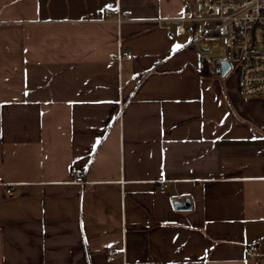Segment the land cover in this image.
<instances>
[{
    "label": "crops",
    "instance_id": "crops-1",
    "mask_svg": "<svg viewBox=\"0 0 264 264\" xmlns=\"http://www.w3.org/2000/svg\"><path fill=\"white\" fill-rule=\"evenodd\" d=\"M201 9L0 0V264H264V96L178 31Z\"/></svg>",
    "mask_w": 264,
    "mask_h": 264
},
{
    "label": "built area",
    "instance_id": "built-area-1",
    "mask_svg": "<svg viewBox=\"0 0 264 264\" xmlns=\"http://www.w3.org/2000/svg\"><path fill=\"white\" fill-rule=\"evenodd\" d=\"M206 16H193L178 20V31L185 33L188 28L185 23H191L196 33L197 24L204 23L201 35L194 39L202 49L223 48L225 56L214 60L216 71L226 62L230 72L238 71L240 92L244 97L254 98L264 96V0H200ZM130 13L120 8L106 9L102 22H112L118 25L129 21ZM161 23L162 20H157ZM169 31V29H168ZM170 33V32H169ZM117 62L131 59L132 55L111 54ZM70 175L75 183L85 184L84 174L78 168H72ZM161 190H166L169 184L161 181ZM7 194L12 196L14 188H8ZM183 197L178 196V202ZM124 255L121 249H112L107 254V260L113 261ZM259 256L258 248H252L250 257Z\"/></svg>",
    "mask_w": 264,
    "mask_h": 264
},
{
    "label": "rangeland",
    "instance_id": "rangeland-1",
    "mask_svg": "<svg viewBox=\"0 0 264 264\" xmlns=\"http://www.w3.org/2000/svg\"><path fill=\"white\" fill-rule=\"evenodd\" d=\"M199 8V6H198ZM199 16H206L207 15V11L204 9H201V11L198 14ZM197 28H196V37L201 35L203 30H204V23L200 22L197 24ZM204 55L207 57V59L211 62H213L216 59L219 58H223L225 56V51L223 50V48L220 49H205L204 50ZM235 70V69H234ZM233 70V71H234Z\"/></svg>",
    "mask_w": 264,
    "mask_h": 264
},
{
    "label": "water",
    "instance_id": "water-1",
    "mask_svg": "<svg viewBox=\"0 0 264 264\" xmlns=\"http://www.w3.org/2000/svg\"><path fill=\"white\" fill-rule=\"evenodd\" d=\"M230 65L228 63H224L220 69L217 70V73L222 77L226 76L230 72ZM191 207L190 201L185 200L183 202H177L176 208L177 210H189Z\"/></svg>",
    "mask_w": 264,
    "mask_h": 264
},
{
    "label": "trees",
    "instance_id": "trees-1",
    "mask_svg": "<svg viewBox=\"0 0 264 264\" xmlns=\"http://www.w3.org/2000/svg\"><path fill=\"white\" fill-rule=\"evenodd\" d=\"M199 73L203 77L215 76V70H214L212 64L205 58L202 59V65H201V69H200Z\"/></svg>",
    "mask_w": 264,
    "mask_h": 264
}]
</instances>
